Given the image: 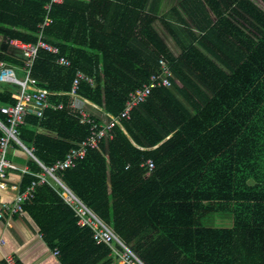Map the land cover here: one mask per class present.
<instances>
[{"label": "trees", "instance_id": "obj_1", "mask_svg": "<svg viewBox=\"0 0 264 264\" xmlns=\"http://www.w3.org/2000/svg\"><path fill=\"white\" fill-rule=\"evenodd\" d=\"M50 1L0 0V62L23 70L20 52L8 41L35 43ZM149 1L53 5L46 38L71 67L59 68L55 56L39 53L31 77L51 94L53 108L42 118L30 114L20 140L52 166L91 128L79 124L66 96L76 72L94 82L82 84L78 95L118 116L128 94L146 84L163 59L172 87L153 90L122 128L111 130L110 140L58 176L144 264H264V0H184L181 7L203 34L198 45L207 40L221 50L230 47L234 57L223 61L204 46L227 72L192 45L173 57L154 28ZM233 17L240 27L230 22ZM189 76L211 94L194 105V115L171 91L175 78L189 82ZM16 91L0 86V106L15 105ZM148 158L154 162L149 173L141 165ZM28 164L32 173L41 171L34 159ZM34 180L25 174L22 191ZM25 210L62 264H122L77 226L52 188L38 186Z\"/></svg>", "mask_w": 264, "mask_h": 264}, {"label": "built area", "instance_id": "obj_2", "mask_svg": "<svg viewBox=\"0 0 264 264\" xmlns=\"http://www.w3.org/2000/svg\"><path fill=\"white\" fill-rule=\"evenodd\" d=\"M64 0H51L45 6L46 17L38 26V41L36 43H26L22 40L11 39L8 44L21 52L24 62V79L20 80L16 76V69L5 63L0 62V85L14 86L17 91L11 96L16 102L15 105L0 106V192L8 189L6 180L10 171H22L24 174H31L35 179L31 186L25 191H18L11 203H0V222L5 216L24 215L25 207L32 202L38 186L46 185L52 188L61 198L63 203L72 211L76 218L79 228L88 229L96 245H104L109 249V256L119 260L122 264H144V262L116 236L109 226L100 220L64 183L60 180L58 173L65 169L74 167L84 159L89 149L99 148L102 141L107 142L112 138L111 130L119 126L123 120H130L132 112L136 107L146 102L152 91L160 88H171L173 75L167 63L158 60L157 73L152 75L148 82L140 89L128 94L124 108L118 116L104 115L99 120V124H93L88 117L80 112L81 124L90 125L88 135L76 148L70 149L62 160L56 161L52 166H44L33 154V149H27L20 140V128L26 122L30 114H35L42 118L47 110L51 108L49 93L39 89L37 83L31 77V71L35 60L41 51H45L56 56L55 63L62 68H70L71 62L61 54V49L46 41L45 33L47 28L53 23L51 11L53 5L62 4ZM82 83L93 86L92 79L85 76L82 72H76L72 83L71 96L75 97ZM82 107H80L81 110ZM96 110V107H92ZM12 145L20 146L29 153L39 164L41 171L32 173L28 167L20 168L7 159L9 149ZM142 166L147 168L149 173L153 167L152 159H146ZM59 255L57 250L54 251ZM7 264H17L10 257H5Z\"/></svg>", "mask_w": 264, "mask_h": 264}, {"label": "crops", "instance_id": "obj_3", "mask_svg": "<svg viewBox=\"0 0 264 264\" xmlns=\"http://www.w3.org/2000/svg\"><path fill=\"white\" fill-rule=\"evenodd\" d=\"M184 4V0H150L148 4V9H152V11L155 12L157 18L154 24L155 30L161 36L163 42L166 44L170 53L176 59L180 57L183 49L192 45L204 52V54H206L212 61H214L221 70L227 72L224 65L219 60H217L212 55V53L208 52L204 48V46H208L209 48H211L212 52H215V54L220 56L223 61H232L231 59H233L234 56L232 52H230V47L222 48L221 50L216 48V46L212 43L213 41L210 42L207 40H204L203 47H200L198 45V39L203 37V34L196 28L192 20L186 15V12L181 7ZM231 8L232 6H230V9ZM207 12V17L210 19V21H212V23L217 22L216 17L212 12L209 11V9H207ZM206 20L207 18L203 16L199 17V21L201 22H205ZM230 20L232 24H235L237 27H240L239 25L241 22L239 19L236 20V23L234 17ZM37 41L38 32L36 42ZM20 56L22 58L21 52ZM55 64L57 65V67H59L57 63ZM17 71L18 70H16V72ZM183 71L184 73H186V70L184 68ZM18 72H21L23 74V78L18 79L23 80L24 73L22 71ZM189 77V82L180 81L175 78L176 80L174 82L176 87H173L171 91H173L175 99L178 100V102L184 106L185 110L188 113L194 115V105L200 104L202 106L203 103L211 97V94L206 89L207 86L204 82H198L193 76ZM78 91L75 97L71 96V84V90L68 94H66V96L71 99L70 108L73 111L77 112L79 124L81 126L87 125L86 123L81 124V111L84 115L88 117V120H90L93 124H95L94 121L99 124V120L102 116L109 115L105 113V111L101 107L93 105L84 98L80 97L78 95ZM49 95L50 101L51 94L49 93ZM80 107H82L81 110ZM92 107H96V110H94ZM51 108H53L52 104ZM57 110L61 111L62 105H59L57 107ZM7 159L8 161L17 165L20 168H29L28 163L31 159L34 158L29 155L26 149L17 145H12V147L9 149ZM24 177L25 174L22 171L8 172L6 180L8 189L6 191L0 192V203H11L14 200L17 192L22 191V183ZM54 251L55 250L50 248L44 241L42 234L40 233L39 228L32 219L29 211L25 210L24 215H14L12 217L5 216L4 219L0 222V264H7V262H5L6 256L12 257L17 264H62L59 255L56 256L54 254Z\"/></svg>", "mask_w": 264, "mask_h": 264}, {"label": "rangeland", "instance_id": "obj_4", "mask_svg": "<svg viewBox=\"0 0 264 264\" xmlns=\"http://www.w3.org/2000/svg\"><path fill=\"white\" fill-rule=\"evenodd\" d=\"M15 74H16L17 78H20V79L23 78V74L21 72L17 71Z\"/></svg>", "mask_w": 264, "mask_h": 264}]
</instances>
